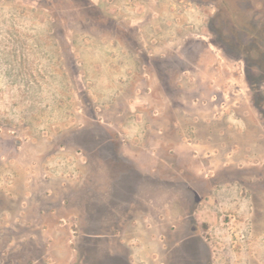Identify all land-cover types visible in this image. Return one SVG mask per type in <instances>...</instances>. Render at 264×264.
<instances>
[{
  "label": "rangeland",
  "instance_id": "rangeland-1",
  "mask_svg": "<svg viewBox=\"0 0 264 264\" xmlns=\"http://www.w3.org/2000/svg\"><path fill=\"white\" fill-rule=\"evenodd\" d=\"M216 12L217 0H0V264L27 250L74 264L96 184L103 199L115 177L114 200L134 202L118 233L133 264L170 260L161 246L178 239L190 186L205 194L198 257L264 264V62Z\"/></svg>",
  "mask_w": 264,
  "mask_h": 264
},
{
  "label": "flooded vegetation",
  "instance_id": "flooded-vegetation-1",
  "mask_svg": "<svg viewBox=\"0 0 264 264\" xmlns=\"http://www.w3.org/2000/svg\"><path fill=\"white\" fill-rule=\"evenodd\" d=\"M215 15H222L229 19L230 29L237 35L234 39L239 48L249 47L250 52L255 51L264 62V0H217ZM255 67H257V71L264 72L263 65ZM114 179H116L115 181L119 179L120 183H124L125 177H115ZM119 182L113 186L109 184L110 192L102 196L103 199L98 189L100 183L96 184L92 211L90 207L88 213L90 218L87 223L85 222L81 228L75 231L78 233V242L76 246L77 259L74 264H133L131 254L128 248L123 245L118 233L127 230L126 227L133 218L130 212L135 211L131 207L134 202L131 203L129 195L121 196V198L117 196V200H114L113 193L117 185H121ZM137 187L139 193V183ZM189 189L193 190V193L189 194L188 208L170 229L171 235L178 239L167 240L161 246L165 253L171 256L170 260L160 262V264H208L206 253L205 257L197 255L198 249L207 250V246L204 245V242L192 240L195 237L193 232L198 231L195 220L196 212L203 203L205 194L192 186ZM138 199H143V196L138 194ZM137 204L139 207L138 201ZM97 213L102 216H98ZM92 215L95 219L100 217L103 219L97 222ZM204 227L200 226L201 229ZM182 228L186 232L183 237L179 235ZM36 253V250H27L26 264H40V261L35 259Z\"/></svg>",
  "mask_w": 264,
  "mask_h": 264
},
{
  "label": "trees",
  "instance_id": "trees-1",
  "mask_svg": "<svg viewBox=\"0 0 264 264\" xmlns=\"http://www.w3.org/2000/svg\"><path fill=\"white\" fill-rule=\"evenodd\" d=\"M262 81V80H261ZM260 80H258V81H251L250 80V85H251V87L254 89V88H256V86L261 82ZM264 81H262L261 83H263ZM257 92V91H256ZM258 105V107L259 108H262V106H261V104H257ZM263 113V112H262Z\"/></svg>",
  "mask_w": 264,
  "mask_h": 264
}]
</instances>
